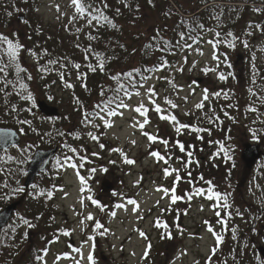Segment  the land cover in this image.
Listing matches in <instances>:
<instances>
[{"label": "rangeland", "instance_id": "1", "mask_svg": "<svg viewBox=\"0 0 264 264\" xmlns=\"http://www.w3.org/2000/svg\"><path fill=\"white\" fill-rule=\"evenodd\" d=\"M22 1L25 3V0L0 2L7 14L2 20L7 24L4 29L1 24L0 32L24 46L18 58L26 67L24 78L29 82L35 103L25 99L22 103L26 118L21 121H30L29 126L16 123L15 118L9 123L8 128L20 134L22 143L12 151H0V211L11 201L22 198V192L12 193V190L17 184L23 187L24 173L38 149L60 146L75 131L81 132V139L74 137L71 145L58 152L50 168L39 176L37 187L29 193L30 199L26 198L10 225L2 231L0 264H93L88 258L90 254L95 264H236L231 248L238 233L250 224L255 228L254 243L250 246V239L248 242L243 237L239 239L242 259L238 264H262L264 260L256 249L264 244V162H258L249 172L241 156L248 143L259 144L264 150V78L256 85L259 74H264V0L223 1L227 3L222 5L213 1L204 6L201 5L204 0H152L151 3L133 0L139 10L136 20L130 16L125 19L128 15L122 5L125 0H107L121 4L120 12L125 14L120 13L119 20L127 21L119 22L123 29L118 33L131 54L117 73H130L129 70L139 67L141 60L153 69L147 71L148 78L139 95L125 96L123 103L131 107H122L116 116L108 115L113 103L106 104L108 98L101 95L102 90L103 95L106 91L110 95L115 88L112 75L93 73L84 54L89 33L97 25L93 22L89 25L88 19L76 13L71 0H32L35 5L31 12L28 2L20 6ZM92 1L100 3V0ZM177 1L193 16L211 5L201 15L204 28L198 29L196 38L188 37L185 45L191 47L184 45L175 54L149 50L156 35L167 39L175 30L195 28L192 18H186L185 27L176 22L180 12L175 5ZM216 5L221 7L214 8ZM74 15L77 19L73 21ZM78 28L81 31L77 32ZM33 29L41 30L33 33ZM217 39L220 43L214 48L209 41ZM229 42L235 47H229ZM6 47H0L3 64L7 62ZM214 54L218 60L213 58ZM238 55L241 60L237 59ZM165 60L167 66L163 65ZM76 64L81 67L75 68ZM206 68L214 71L205 72ZM3 74L0 73V81H11L7 85L1 83L8 101L16 95L19 82L13 81L12 74L3 79ZM221 74L226 79L221 80ZM131 83L134 79L127 85ZM68 84L72 87H67ZM149 87H154L157 93L154 99L162 107V114L174 115L178 123L161 119V113L154 110L148 99ZM205 94L207 100L203 99ZM39 99L57 107L61 116L51 119L41 115L36 108ZM167 100L177 107L173 108ZM101 102L105 103L101 106ZM200 103L203 108L196 107ZM140 104L148 109L146 117L132 110ZM86 113L90 117L87 121ZM94 113L111 121L113 127H105ZM145 118L149 122L141 130L139 123ZM210 118L215 122L212 125L206 123ZM181 124L188 127L177 132ZM193 127L206 128V133L197 135L191 130ZM145 132L158 139L150 141ZM89 133L99 139L93 140ZM195 138L199 141L193 142ZM133 140L135 144L131 143ZM181 143H185L184 151H180ZM186 144L189 148L194 145L196 149H190L194 153L192 159L200 160L195 173L186 172L190 156ZM113 149H121L135 163H125L121 152ZM152 152L165 156L168 163L157 162L150 155ZM224 152L228 155L223 157ZM222 160L234 178L232 189H226L223 178L215 176V171L198 173L211 167L216 170ZM70 163L78 168L69 167ZM165 168L178 169L180 180L176 181V172L165 176ZM77 171L87 181L86 185L78 178ZM213 186L214 192L221 194L220 199L207 198L208 189ZM173 187L181 197L175 203L171 191L167 194L158 191ZM196 188H203L204 195H194ZM48 192H52L51 197ZM189 195L193 197L191 200L187 199ZM130 199L137 202L138 210L128 203ZM118 204L124 207L117 208ZM89 215L92 220L86 219ZM21 217L34 227L25 225ZM157 221L161 227L156 226ZM97 222L103 227L97 229ZM65 231L70 235H64ZM217 236L222 240L218 241ZM34 248L42 250L38 253L41 260L37 259L36 263L30 258Z\"/></svg>", "mask_w": 264, "mask_h": 264}, {"label": "trees", "instance_id": "2", "mask_svg": "<svg viewBox=\"0 0 264 264\" xmlns=\"http://www.w3.org/2000/svg\"><path fill=\"white\" fill-rule=\"evenodd\" d=\"M4 0H0V2H3ZM110 1V0H109ZM133 0H125L124 3L122 4L124 6V10L128 13V15L125 17V19H128V16H130L131 18L135 17L134 20L137 19L139 13H138V6L137 3L135 2H131ZM213 1L217 2V1H229V2H241L242 0H204L203 2H201V5H207L209 3H212ZM258 1V0H256ZM28 2V12H31L33 9V6L35 5L34 2L32 0L27 1ZM86 3H93L97 6L100 5L99 2L97 1H92V0H88L86 1ZM26 3V2H25ZM23 1L20 4V6H23L25 4ZM247 3V2H246ZM108 7L103 9V13L104 15H107L109 17V20H111L113 23H115L117 25L116 28H113L111 26V24L105 22V21H101L99 24L96 23V21H93V23H95L97 25V28L91 33V35L95 36L96 39L94 40H90L88 38L87 40V45L84 48V54H86V57H88L89 62L88 64H92L93 66H97L98 65V61L96 59V53H100L101 56L104 59V70L100 71L99 68L97 67L96 72L99 73V75H105L106 73L108 75H112L111 77H118V79H114V85L113 87H115L113 89V91L110 93V95H108L109 93L106 91L104 93V97L108 98L105 100V102H107L106 104L109 103H113L110 105L109 107V111L111 110H118L120 108V104L121 102H123V100L125 99V96H130L131 91L132 92H138L140 90V88H142L145 84H146V80L145 77L148 78L147 76V71H148V66L146 63H144V60H141V64L139 65V67H137L136 69H131L129 70L131 73V76L127 75V72H122V73H117L118 69L120 68V66L126 61V57H128V55H130V51L129 49L126 47L125 45V41L123 42L121 40V37L119 35V31H121L123 28L121 25H119V22H127L125 21V19L123 20H119V15H120V11H121V4L117 3V1L115 3H109L107 2ZM175 5L177 6V8H179L180 12L177 14L178 16L176 17V22L179 24L187 25L186 22V18H192L194 24H195V28H193L192 26H188L185 27L187 29H185L183 32L182 31H177L175 30L172 35H169L167 39H163L161 36L156 35L153 39L152 45L149 48V50H157V49H161L162 52H170L173 54H175L177 51H179L187 42L188 37H192L193 39L196 38L195 33L198 32V29H203L204 26L201 23L203 18H202V14H204L206 12V10H208L210 7H207L206 9H204L203 11L195 14L194 16L191 17H185L186 15H191V12L189 10H185L183 6H181L180 2L178 3V1L175 3ZM213 6V5H212ZM220 8L221 6H217L214 8ZM15 8H17V6H15ZM117 9H119V13H117ZM224 9V7H223ZM36 10V8H35ZM123 10V11H124ZM213 11H215L213 9ZM124 13H121V15H124ZM7 16L6 12L3 11L2 6L0 5V26L2 24V28L4 29L6 24L4 23V21H2L3 19H5ZM86 19H90V16L88 14V12L85 13L84 16ZM129 24V23H128ZM198 27H197V26ZM0 27V28H1ZM203 27V28H202ZM8 28V25H7ZM36 30H41V29H33V33L36 32ZM178 32V33H177ZM181 33H183V39L181 38ZM1 34V32H0ZM36 35V34H35ZM7 49V47L5 48ZM183 49V48H182ZM4 57L6 58L7 62L4 63L5 65H9L6 68V74L4 73L2 76L3 79L6 78V75L8 74H12L13 75V81L16 80L17 82H19V84H17L18 90L16 92V95H13L11 97L10 100H5V93H3L4 91V85H1V83H4L5 80L0 81V127H9L11 124L9 123H13V119H18L16 123H19V121L23 120L24 118H26L25 114L23 113V101H24V97L31 93L30 88L28 83L26 82L25 78H24V71L21 72H17V66H19L22 69H26V67L22 64V60H20V58L16 59V60H12L7 52L4 53ZM10 71V73H8ZM93 72V71H92ZM94 73V72H93ZM88 76V75H87ZM264 78V74L261 73L259 74V76L257 77V82L256 85L259 86L262 83V79ZM131 79H134V83L129 84V86L127 85V82L129 83V81ZM22 82H24V84L27 85L26 88H21L20 83L22 84ZM5 84V83H4ZM19 85V86H18ZM131 85V86H130ZM126 93L128 95H126ZM227 100H234L233 97H226ZM104 102V103H105ZM103 102H101V106L102 104H104ZM104 106V105H103ZM221 109V108H220ZM216 109L215 111H218V115L221 114V110ZM87 114V113H86ZM216 114V113H215ZM217 115V117H218ZM89 116V115H88ZM90 118V117H89ZM85 119L86 121L89 119ZM26 121V120H25ZM212 118L210 119H206V123L208 125H212L215 122H212ZM218 121V120H217ZM8 123V124H7ZM29 123L26 124V126ZM209 127V126H208ZM198 128H202V127H198ZM205 129V131L202 132H196V134H204L206 133V128H202ZM197 134V135H198ZM75 140L81 139V132L80 131H75L72 135V138L66 142L63 141V143L60 145V150H65L67 146L71 145L74 142V138ZM199 141L198 138L193 139L192 141L195 142ZM191 141V142H192ZM183 145L185 146V143H183ZM191 147L194 149V145L192 144L189 148V146H187L186 144V151L189 152ZM196 149V148H195ZM203 148H201L202 150ZM191 153V151H190ZM194 153H192L189 157H188V162H187V173H192L195 170H197L196 166L198 164V162L200 160H193L192 159V155ZM228 154H226L225 152L223 153V157L226 156ZM224 160H222V162L220 163L219 166L216 167V170H214L213 167L208 168V169H201L199 170L198 173L202 174L204 172L211 173V171H215V176L217 175L222 182H224V186L226 187V189H232L233 187V181L234 178L230 176L229 170L226 167V163ZM219 164V163H216ZM203 175V174H202ZM207 179H211V177H207ZM216 190L215 186L212 187V191ZM231 215H228V217H230ZM227 226V224H226ZM250 230V232H249ZM255 228L253 224H250V226L248 225L247 229L242 230L241 232L238 233V235L236 236L235 239V243L233 244L232 248L233 249L231 252L235 254V259H237V261L235 262L236 264H238V261L242 259V256L240 255L241 252L240 250H238V241L240 239V241L242 240L241 238H245L244 241L248 242L249 239L251 241V245L253 246L254 243V236H255ZM42 252V250H38V249H33L30 251V258L33 260L34 263L37 262V257H39V254ZM45 251L42 253L44 254ZM39 260V259H38ZM41 260V259H40ZM263 260V259H261ZM97 264V263H96Z\"/></svg>", "mask_w": 264, "mask_h": 264}, {"label": "snow or ice", "instance_id": "3", "mask_svg": "<svg viewBox=\"0 0 264 264\" xmlns=\"http://www.w3.org/2000/svg\"><path fill=\"white\" fill-rule=\"evenodd\" d=\"M25 2H27V0H25ZM152 0H149V3H151ZM71 4L75 7V11L76 13H78L80 16H84L86 12H88L89 16H90V19H88V24L91 25L93 21H96L97 24H99L101 21H105L109 24H111V26L113 28H116L117 25L115 23H113L111 20H109V17L107 15H104L103 13V9L104 8H107L108 7V4H107V0H100V5L97 6L91 2L89 3H86L85 0H71ZM57 11H59V6H57ZM117 13H119V9L116 10ZM9 15H11V13H9ZM73 21L77 19V17L74 15L72 18H71ZM81 31V29H77V32ZM181 35V38L183 39V33L180 34ZM219 33L216 34L217 37H219ZM229 35H231V33H229ZM88 38L90 40H94L96 39L95 36L91 35L89 33V36ZM209 43H212L213 44V47L215 48L216 45L218 43H220V41L217 39L215 42L213 41H209ZM6 45L7 46V54L8 56L12 59V60H16L18 59L19 57V54H20V51L24 48V46L22 44H20L17 41L14 42L13 39L9 38L8 36H5L3 34H0V47ZM186 47H191V45H185ZM229 47H235L234 43H231L229 42L228 44ZM245 46H247V42H245ZM150 47V46H149ZM201 55L203 54L202 52L200 53ZM96 59L98 61V65L97 66H93L92 64H89L88 65V68L95 72L97 70V67L99 68L100 71H103L104 70V67H105V64H104V59L103 57L101 56L100 53H96ZM214 59H219L218 56H216L214 54L213 56ZM186 60V58H185ZM163 65L164 66H167V61L165 60L163 62ZM9 65H4L2 63V61H0V73H5L6 72V68L8 67ZM81 66L79 64H76L75 65V68L79 69ZM155 70H160V69H155ZM183 69H180V71H182ZM21 71H25L24 69L20 68L19 66H17V72H21ZM148 71H153V69H148ZM205 72L207 71H214V69H204ZM127 75L131 76V73H128ZM61 78H63V73H61ZM113 79H118V77L114 76L112 77ZM28 79H31V77L29 76ZM145 79H147V77H145ZM220 79L221 80H224L226 79V77L221 74L220 75ZM4 83L7 85V84H10L11 81H8L7 79H5ZM27 85L26 84H22L21 85V88H26ZM67 87H72L71 84H68ZM205 92L207 93V90H205ZM140 93L139 92H136V95H139ZM147 94H148V99L149 101L154 105V110L157 112V113H161V119H168L174 123H178L177 122V119L176 117L173 115V116H165L163 115V109L162 107L159 105V104H156L155 102V99L154 97L157 95V93L155 92V89L154 87H149L147 89ZM101 95H103V90L101 91ZM126 95H128L126 93ZM215 95H219V93H216ZM130 98V97H129ZM25 100H32L33 103H35V100H34V97L32 96L31 93H29L28 95H26L24 97ZM186 99V98H185ZM204 100H207L208 99V95L205 94V96L203 97ZM168 104H170L173 108L177 107L176 104L172 103L171 100H167L166 101ZM77 103H80L79 99L77 98ZM120 107H123V108H130L131 106L128 105V104H125L123 102H121V104L119 105ZM97 107H99V105H97ZM197 108H203L204 105L203 103H200V104H197L196 105ZM30 110V109H29ZM133 111L139 113L140 115L142 116H145L146 117V114H147V111L148 109L143 105V104H140L139 106L135 107L134 109H132ZM254 110V109H253ZM102 111H104V109H102ZM94 115H97L99 116V119H101L103 121V124L105 127L107 128H111L113 127V123L107 119H105L104 116L102 115H99V113H94ZM108 115L110 116H116L117 115V112L115 110H111L108 112ZM119 115H123V113H119ZM85 119H87V114H85ZM149 121L147 120V118H145V120L143 121V123H139V128L142 130L144 128V125L147 124ZM19 123L21 124H24V123H29L30 124V121H19ZM97 127H100V125H97ZM133 127H136V125L134 124ZM185 127H188L187 125H183L181 124L179 127L176 128V131L177 132H180L182 128H185ZM192 131L194 132H202V131H205V129H202V128H198V127H193L191 129ZM21 132L23 131V129L20 130ZM145 136L148 137V139L150 141H156L158 139L157 136L155 135H150L148 133H143ZM15 133H12V132H9L7 130H3V129H0V142H4V143H7L8 142V139L12 136H14ZM89 135L92 137L93 140H98L99 138L95 135H92L91 133H89ZM255 135V133H254ZM132 144H135L136 142L133 140L131 141ZM163 143L167 144V141H163ZM15 146V145H13ZM101 147H104V145H101ZM180 147V151H184V145L181 143L179 145ZM73 152L76 151V149H71ZM21 151H24L23 149H21ZM113 151H119L121 152V155L124 156V162L129 164V165H132L135 163V161L133 159H129L121 149H113ZM150 155L154 156L157 158V162L159 161H164V163H168L167 159L165 158V156H162L159 152H152L150 153ZM189 155H191V153H189ZM68 160H70L71 158H67ZM81 159H84V157H81ZM67 162V161H66ZM57 163H59V161H57ZM83 165H80V167H82ZM69 167L73 168V169H77L78 166L77 164L75 163H70L69 164ZM96 170L95 169H91V172H95ZM104 171H107V169H104ZM173 172H176L177 173V176H176V181H179L180 180V177L178 175V172L179 170L178 169H171L169 170L168 168H165L164 169V173H165V176H169V175H172ZM25 175L27 174L26 172L24 173ZM77 176L78 178L80 179V181L82 182V184H87V181L85 180V178L83 176H80L79 174V171H77ZM201 180H203V177L201 176L200 177ZM208 184H211V181H207ZM33 188H36L37 186L36 185H33L32 186ZM62 190V189H61ZM24 191V188L23 187H18L14 190V192H23ZM158 191H163L165 194H167L169 191L172 192V196H171V200L173 203H175L177 200L181 199L180 196H177L175 194V187H173L171 190L167 189V188H160L158 189ZM205 193V190L203 188H196L194 189V195H204ZM43 194V193H42ZM48 196L51 197L52 196V192H48ZM221 197V194L218 193V192H214L212 191L211 188L208 189V195H207V198L209 200H212L213 198H216V199H220ZM5 198H8V197H5ZM193 197L192 195H189L187 197L188 200H191ZM93 203H96L98 204L97 201L93 200L92 201ZM129 204L131 205H135L136 206V209L138 210L139 208V205L137 204V202L135 200H129L128 201ZM225 206H227V204L225 203ZM117 208H120V207H124V205H121V204H118L116 205ZM113 216H115V213L113 212L112 213ZM217 215H219V213H217ZM21 219H23V217H21ZM86 219L88 220H92L93 217L91 215H89L88 217H86ZM23 223L25 225H27L29 228L31 227H34V225H32L27 219H23ZM156 226L157 227H161V222L160 221H157L156 222ZM103 225H101L99 222L96 223V228L99 229V228H102ZM163 227L167 228V225L164 224ZM211 231V228L209 229ZM64 235H70L69 232L65 231ZM141 236H144L145 239L147 238L145 233L141 232L140 233ZM218 241L222 240V237L220 236H217L216 237ZM90 239H92L90 237ZM149 248L151 247V245L148 246ZM77 251H79V249H77ZM213 251V254L215 253V248L212 250ZM89 260L90 261H93V264H95L94 260H93V257L91 256V254L89 255ZM37 259H40V257H37ZM262 264H264V262H262Z\"/></svg>", "mask_w": 264, "mask_h": 264}, {"label": "water", "instance_id": "4", "mask_svg": "<svg viewBox=\"0 0 264 264\" xmlns=\"http://www.w3.org/2000/svg\"><path fill=\"white\" fill-rule=\"evenodd\" d=\"M20 20H24V16H20ZM238 60H241L242 57L240 55L237 56ZM37 108L39 112L47 117H59L60 111L57 107L49 105L44 100L37 101ZM3 130H7L9 132L15 133L14 136L8 139L7 143L0 142V150H6L13 145L18 146L21 144V138L19 134L10 128H0ZM58 147L49 149V150H38L34 154L30 165L27 168V178L24 182V187L27 189L29 188L35 181L36 177L39 175L40 172L44 171L48 164L50 163L53 156L57 153ZM242 161L244 162L245 167L248 170H252L257 161L263 159L264 160V152L260 149L259 145L257 144H246L243 153H242ZM20 201L14 202L8 206H6L0 212V232L4 229L8 223L10 222L13 213L16 211L17 207L20 205ZM73 245V244H70ZM258 253L264 259V246H260L257 248Z\"/></svg>", "mask_w": 264, "mask_h": 264}, {"label": "flooded vegetation", "instance_id": "5", "mask_svg": "<svg viewBox=\"0 0 264 264\" xmlns=\"http://www.w3.org/2000/svg\"><path fill=\"white\" fill-rule=\"evenodd\" d=\"M12 149H13V148L8 149L7 151H12ZM51 165H52V163L49 165V168H50ZM47 170H48V169H47ZM40 175H41V174H40ZM40 175H39V176H40ZM26 176H27V174H26ZM39 176L35 179V182H34L33 185H36ZM33 185H32V186H33ZM15 186H17L16 188H18V187H19V184L15 185ZM32 186H31L29 189H24V191L22 192V198H21V199L13 200V201H11V203L14 202V201H17V200H22V203H23V202L26 200V198H27V200H29V199H30V195H29V193H30L31 190L33 189ZM109 189H110V186H109ZM11 190H12V189H11ZM12 193H17V192H14V191L12 190ZM19 193H21V192H19ZM27 200H26V201H27ZM22 203H21V205H22ZM18 208H19V207H18Z\"/></svg>", "mask_w": 264, "mask_h": 264}]
</instances>
